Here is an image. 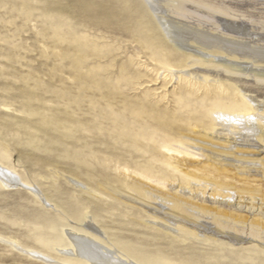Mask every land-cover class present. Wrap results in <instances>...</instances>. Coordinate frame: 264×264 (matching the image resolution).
Here are the masks:
<instances>
[{
    "label": "rangeland",
    "instance_id": "obj_1",
    "mask_svg": "<svg viewBox=\"0 0 264 264\" xmlns=\"http://www.w3.org/2000/svg\"><path fill=\"white\" fill-rule=\"evenodd\" d=\"M217 99L259 120L216 135ZM0 152V264L82 256L41 234L114 264H264V0H0Z\"/></svg>",
    "mask_w": 264,
    "mask_h": 264
},
{
    "label": "bare ground",
    "instance_id": "obj_2",
    "mask_svg": "<svg viewBox=\"0 0 264 264\" xmlns=\"http://www.w3.org/2000/svg\"><path fill=\"white\" fill-rule=\"evenodd\" d=\"M166 34V33H165ZM149 39V38H148ZM154 42V41H153ZM145 44V42H144ZM149 44V43H147ZM163 46V45H162ZM147 47V46H146ZM150 47V45H149ZM161 47V45L159 46ZM164 47V46H163ZM153 49V46H152ZM164 49V48H163ZM163 49L161 48V52L163 51ZM167 49V48H165ZM169 50V49H167ZM172 50V49H171ZM157 51V48L156 50ZM154 51V52H155ZM160 51V49L158 50V52ZM158 52H156V54H158ZM164 53H167V51H163ZM170 53V52H169ZM154 54V53H152ZM155 54V57H156ZM160 54V53H159ZM172 51L171 54L172 55ZM164 55V54H163ZM167 55V54H166ZM160 56V55H159ZM165 56V55H164ZM173 56V55H172ZM153 57V55H152ZM158 57V56H157ZM162 57H160V61L163 60L161 59ZM156 59V58H155ZM158 59V58H157ZM188 59V58H187ZM150 60V59H149ZM167 60V58H166ZM169 62L171 60H168ZM158 62V61H157ZM166 63V61H162V63ZM168 62V63H169ZM160 63V62H159ZM165 67H167V71L171 72V76L173 77V80L175 78V73H173L174 71H172L171 69V65L169 64H164ZM175 67V66H174ZM184 69V68H183ZM186 69V68H185ZM178 72V71H177ZM161 74V72H160ZM188 74V73H187ZM179 75V74H178ZM182 75V74H181ZM191 75V74H190ZM169 76V75H168ZM187 80V79H186ZM185 81V80H184ZM243 97V96H242ZM235 99V98H234ZM248 101V100H247ZM246 99H241L240 101H230V102H224L223 100H219L217 99L213 106L211 107V109L207 110V112L205 113L206 116H209L212 118V121L214 122L211 126V132L212 133H216L220 132L219 129H217V123L220 122L219 119H222L221 117H225L228 119L227 122V126L232 127V130L230 128V130H228V128L224 127L223 130L221 131L220 136L226 139H229L232 135H235L238 133L239 131V127L238 126V122H250L253 121L257 118V112L254 110V108H252V104H249V101L247 102ZM218 116V117H217ZM260 116V115H258ZM219 118V119H218ZM217 120V122H216ZM219 120V121H218ZM224 120V118L222 119ZM259 120V119H258ZM223 122V121H222ZM221 123V122H220ZM222 124V123H221ZM219 126V125H218ZM225 126V125H224ZM238 126V127H237ZM243 126V125H242ZM242 132V131H241ZM210 136V134H208ZM231 139V138H230ZM152 140V138H151ZM135 141V140H134ZM226 141V140H225ZM193 147H191V145H189L186 142H181V141H177V142H172L169 145L166 146H162V149L164 151V153L168 154V155H175V154H185L188 156H201L199 153L193 151L192 149ZM1 153V152H0ZM5 153V152H4ZM5 155V154H4ZM165 155V154H164ZM6 156V155H5ZM167 156V155H166ZM7 157V156H6ZM202 157V156H201ZM3 158V157H2ZM169 158V157H168ZM5 159V158H4ZM170 159V158H169ZM169 164L170 163H167ZM7 166V165H6ZM4 164H1L0 162V176L3 175L2 180H0V183L10 187L11 185L13 186L14 181L16 182L17 180L12 179V176L15 174V171L12 168L6 167ZM17 175V174H16ZM143 175V174H142ZM5 178V179H4ZM1 179V178H0ZM149 179V178H148ZM13 182V183H12ZM20 182V181H19ZM22 182V181H21ZM12 183V184H10ZM17 183V182H16ZM15 183V186H16ZM25 186H26V182ZM0 184V185H1ZM19 186V185H18ZM56 222V220H54ZM57 223V222H56ZM53 224V223H52ZM55 224V223H54ZM53 224V225H54ZM51 226V225H50ZM50 229H52L53 231L57 230V226H51L49 227ZM72 237V236H70ZM71 239V238H70ZM5 240V239H4ZM37 241L39 244L43 245L44 247L48 248V251L51 249H56V248H61V249H65V248H71L73 249V251L75 252V246L77 245V249L80 251L83 250V253L81 252L82 256H76V257H72L70 256H65L64 259L60 258V261L65 263V264H114V262L111 260V258H107L108 256H104V253H100V249L98 250V248L92 244V242L87 239V238H75L74 242L69 240V239H64V236L62 234H53L51 236H45L43 234H41L38 238ZM98 243V242H97ZM75 244V246H74ZM100 245V244H99ZM124 246V245H123ZM35 249V248H34ZM76 249V252L78 251ZM111 249V248H110ZM18 250V249H17ZM66 251L67 253L69 251ZM102 250V249H101ZM107 250V249H106ZM30 251V250H29ZM71 251V250H70ZM73 251H71L73 253ZM104 257H106L105 259H103L100 255ZM108 251V250H107ZM35 253H38L35 251ZM40 253V252H39ZM38 253V254H39ZM70 253V252H69ZM126 253L128 254L129 258H132L134 261L138 262L139 264H166V262L162 259V258H156V259H152V258H147L146 256L140 254V253H136L135 251H131V250H127ZM34 254V253H33ZM48 254V253H47ZM71 254V253H70ZM73 255V254H72ZM77 255V254H76ZM80 255V253H79ZM43 256V255H41ZM115 256V255H114ZM40 257V256H39ZM45 257V256H43ZM43 257H41V259H43ZM48 258V256L46 257ZM58 259V258H57ZM119 259V258H118ZM48 262V261H47ZM120 262V261H119ZM56 263V262H55ZM117 263V262H116ZM120 264V263H119ZM124 264V263H123ZM134 264V263H133Z\"/></svg>",
    "mask_w": 264,
    "mask_h": 264
}]
</instances>
